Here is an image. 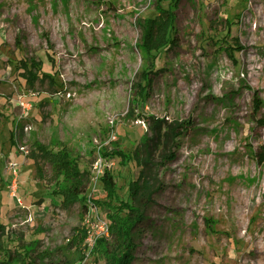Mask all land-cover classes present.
Segmentation results:
<instances>
[{"label":"rangeland","instance_id":"obj_1","mask_svg":"<svg viewBox=\"0 0 264 264\" xmlns=\"http://www.w3.org/2000/svg\"><path fill=\"white\" fill-rule=\"evenodd\" d=\"M162 5L178 45L149 55L140 24L158 16L155 0H0L6 256L104 264L90 245L97 218L112 243L102 180L126 196L139 168L121 157L153 137V118L188 129L155 155L158 192L133 264H264V0ZM39 146L65 148L87 174L86 211L62 207L63 179Z\"/></svg>","mask_w":264,"mask_h":264},{"label":"trees","instance_id":"obj_2","mask_svg":"<svg viewBox=\"0 0 264 264\" xmlns=\"http://www.w3.org/2000/svg\"><path fill=\"white\" fill-rule=\"evenodd\" d=\"M156 13L158 16L154 19H146L140 24L142 30L141 48L145 54L160 53L171 46H177V40L174 36L175 14L171 10H165L162 3L170 2L175 7L182 0H155ZM232 56L233 52L228 51ZM31 79L37 78L28 71ZM151 71L146 72L144 81L149 84ZM257 101V100H256ZM259 100L256 102V108H261ZM150 119V118H149ZM150 130L153 137H145L141 144L130 154L123 155L122 161L129 166L132 162L139 173L137 179L128 181L126 196L120 198L117 191V185L112 177L107 174L102 180L104 190L110 199L109 208L112 243L109 245L105 238L97 241L98 252L104 260V264H133L136 247L135 231L146 221V212L154 206V196L158 192V175L155 168L157 167L155 155L160 147H175L177 141L185 133L186 129L180 123H167L157 121L151 118ZM162 144V146H160ZM37 156L43 163L50 165L56 174L63 179L64 186L59 187L56 194L62 198V207L70 209L79 204L83 205L84 211L87 207V174L80 170V166L71 155L62 148L55 152L39 146ZM175 154L162 152V161L175 160ZM34 159V158H31ZM112 206V207H111ZM139 231V230H138ZM6 236L3 223L0 221V264H11L17 260L20 264H33L30 262V254L25 258L18 260L13 256H6L3 247V238ZM86 235L83 236V241ZM3 255V257H1Z\"/></svg>","mask_w":264,"mask_h":264},{"label":"built area","instance_id":"obj_3","mask_svg":"<svg viewBox=\"0 0 264 264\" xmlns=\"http://www.w3.org/2000/svg\"><path fill=\"white\" fill-rule=\"evenodd\" d=\"M99 168H101V165L96 167V169ZM12 170L15 171V166L13 165ZM15 177H17V173H15ZM93 228L95 229V233L90 238V245H95L99 239L107 238L109 236V224L99 218L96 219Z\"/></svg>","mask_w":264,"mask_h":264}]
</instances>
